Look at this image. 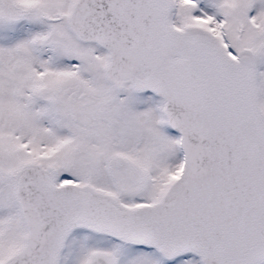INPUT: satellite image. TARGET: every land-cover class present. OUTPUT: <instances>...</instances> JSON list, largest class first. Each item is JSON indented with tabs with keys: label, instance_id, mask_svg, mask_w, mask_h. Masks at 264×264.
Segmentation results:
<instances>
[{
	"label": "snow or ice",
	"instance_id": "6c2138e0",
	"mask_svg": "<svg viewBox=\"0 0 264 264\" xmlns=\"http://www.w3.org/2000/svg\"><path fill=\"white\" fill-rule=\"evenodd\" d=\"M0 264H264V0H0Z\"/></svg>",
	"mask_w": 264,
	"mask_h": 264
}]
</instances>
